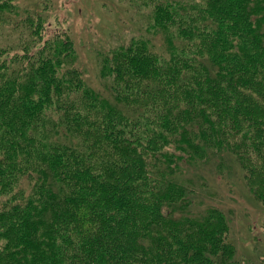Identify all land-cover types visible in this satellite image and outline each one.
<instances>
[{
    "label": "trees",
    "instance_id": "obj_1",
    "mask_svg": "<svg viewBox=\"0 0 264 264\" xmlns=\"http://www.w3.org/2000/svg\"><path fill=\"white\" fill-rule=\"evenodd\" d=\"M35 1L0 0V264H246L200 171L264 204V0H136L103 89Z\"/></svg>",
    "mask_w": 264,
    "mask_h": 264
},
{
    "label": "rangeland",
    "instance_id": "obj_2",
    "mask_svg": "<svg viewBox=\"0 0 264 264\" xmlns=\"http://www.w3.org/2000/svg\"><path fill=\"white\" fill-rule=\"evenodd\" d=\"M18 1L19 5L27 7L34 2ZM37 1L38 10L43 5L47 7L45 35L68 29L78 52V66L89 83L99 89H103V86L96 77L98 52L124 42L132 35H151L138 12L147 10L149 6L139 5L136 0ZM209 164L201 166L200 172L207 179L204 186L209 191H217L223 209L230 216V237L236 245L238 256L246 264H264V204L246 189L239 169L230 176L223 172L222 178L223 173H215L214 168H207ZM212 178H216L215 183H222L219 186L215 184V188Z\"/></svg>",
    "mask_w": 264,
    "mask_h": 264
}]
</instances>
